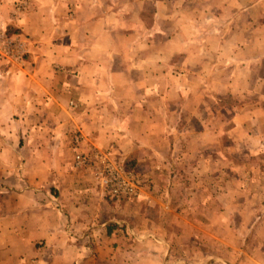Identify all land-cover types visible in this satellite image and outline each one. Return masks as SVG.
<instances>
[{"label": "crops", "instance_id": "1", "mask_svg": "<svg viewBox=\"0 0 264 264\" xmlns=\"http://www.w3.org/2000/svg\"><path fill=\"white\" fill-rule=\"evenodd\" d=\"M0 30L27 44L0 61V264H264V0H0Z\"/></svg>", "mask_w": 264, "mask_h": 264}, {"label": "rangeland", "instance_id": "2", "mask_svg": "<svg viewBox=\"0 0 264 264\" xmlns=\"http://www.w3.org/2000/svg\"><path fill=\"white\" fill-rule=\"evenodd\" d=\"M2 30V29H1ZM1 33H3V36H4V39L3 40H0V61H4L5 64H7L9 66V64H11L12 66H16V67H21L23 65V62H24V57H25V54L27 52V44L25 42L24 39L20 38V36L17 34V35H7L5 33V31H1ZM74 137H77V138H81L80 135L78 134H74ZM80 143V142H79ZM92 151V150H91ZM97 152V151H96ZM98 152H101V151H98ZM81 154L83 155L84 157H86L87 159H90L91 158V152L89 151L88 153H82L81 151H78L75 153L76 154ZM74 155V157H75ZM107 159L110 161V163H112L115 167L117 168H120V172L122 175L124 176H127V175H131L132 177H136V179L139 181V189L136 193L135 196H118V197H122V198H127V199H137L140 195V191L142 190V185H143V179L141 177V175L134 171V168L133 166H130L128 164L125 163V161H123L122 163H120V165H117L115 164L114 162H112L111 159H109L107 157ZM79 171H83V173L85 174H90L94 180V177H93V172L94 171H100L102 174H101V177L104 176V171H103V167L101 164H99L98 162H95L88 166L87 168H77ZM101 186H103L100 182H98ZM98 186V185H97ZM103 188H106L108 190V192L110 193L109 191V188L107 186H103ZM113 196V195H112ZM132 200H127L125 202H123V200H116L115 203H117L119 206L121 205V203H126V202H129V204L127 205V207L124 209V213H122L121 216H125V215H130L131 212L133 211H137L139 213H141V215H143L145 218L148 219V225H155V221H151V219H154V218H157L158 217V212L156 209H148V208H145V207H141L139 204H136V203H130L132 202ZM120 215V213H119ZM167 216V215H166ZM175 220H172V224H174ZM134 223L135 224H139L140 222L138 220H134ZM170 223H168L169 225ZM140 225V224H139ZM171 227H174L173 225ZM170 229V228H169ZM168 229V230H169ZM177 233L178 231H174L173 233ZM175 238V237H173ZM194 244H189V242L187 241H181L180 242V245L178 246L179 248L180 247H183V249H186V248H190L191 247H200V248H220L218 247V244L216 245L214 242H210L206 245V242L202 239V238H197V239H194V241H192ZM194 248V249H195ZM196 251H201V250H197ZM195 251V252H196ZM195 252H192V255L196 256Z\"/></svg>", "mask_w": 264, "mask_h": 264}, {"label": "built area", "instance_id": "3", "mask_svg": "<svg viewBox=\"0 0 264 264\" xmlns=\"http://www.w3.org/2000/svg\"><path fill=\"white\" fill-rule=\"evenodd\" d=\"M3 33L0 32V40H3ZM74 143H79L77 137H74ZM74 166L76 168H87L95 162L102 165L104 176L101 177L100 171H94V181L100 182L103 186L109 188L110 194L113 196H135L139 189V181L131 175L124 176L120 172V168L115 167L106 156L94 153L90 159H87L81 154H76L74 157Z\"/></svg>", "mask_w": 264, "mask_h": 264}]
</instances>
